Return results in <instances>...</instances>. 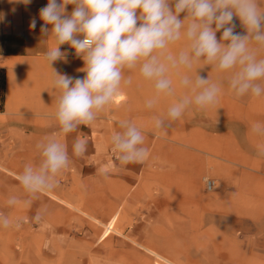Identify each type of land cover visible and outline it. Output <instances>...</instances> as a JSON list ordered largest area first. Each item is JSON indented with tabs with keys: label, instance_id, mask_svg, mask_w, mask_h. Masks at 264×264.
<instances>
[{
	"label": "rangeland",
	"instance_id": "374dc122",
	"mask_svg": "<svg viewBox=\"0 0 264 264\" xmlns=\"http://www.w3.org/2000/svg\"><path fill=\"white\" fill-rule=\"evenodd\" d=\"M73 8L67 6L68 14ZM234 23L236 32L246 34L238 17ZM222 31L216 33L218 40ZM67 46L66 72L83 78L84 61ZM181 46L178 42L172 50ZM197 71L213 81L225 78L211 66ZM125 75L132 83L94 123L67 135L52 133L67 146L70 164L49 192L65 203L41 193L26 205L28 194L19 180L0 167V213L12 222L0 227V264H153L155 257L134 242L175 264H264V136L251 131L254 123H264V97L236 98L225 81L214 106H191L181 118L156 129L154 118L166 119L168 107L185 90L177 88L175 95L146 109L151 85L136 72ZM1 90L0 79V106ZM45 92L59 95L57 89ZM123 119L144 133L149 156L143 163L122 165L113 151L111 136L121 131ZM92 132L107 144V166L92 161ZM17 133L0 131V166L16 163L20 174L25 164L38 163L40 155L37 144L17 143L28 130ZM77 139L87 145L79 157L72 154ZM82 167L111 169L113 176L86 177V171L80 174ZM209 180L214 182L211 190ZM11 196L18 199L12 206L7 202ZM41 210L37 222L33 217ZM114 212L115 231L100 240Z\"/></svg>",
	"mask_w": 264,
	"mask_h": 264
},
{
	"label": "clouds",
	"instance_id": "9594fccd",
	"mask_svg": "<svg viewBox=\"0 0 264 264\" xmlns=\"http://www.w3.org/2000/svg\"><path fill=\"white\" fill-rule=\"evenodd\" d=\"M68 5L74 6L70 14L66 12ZM181 13H185L183 19ZM39 17L44 22L41 32L49 35L50 25L49 38L54 41L44 53L47 64L51 67L65 58L60 50L64 44L74 48L85 64L83 78L53 70V87L59 92L54 118L61 134L94 123L132 83L126 71L136 72L151 85L146 109L175 95L177 88L185 90L168 107L166 119L154 118L156 129L164 128L166 120L170 123L181 118L191 106H214L225 81L236 98L264 97V0H47ZM234 17L239 18L246 34L235 31ZM30 27H37L35 18ZM178 42L182 46L173 51ZM204 66H211L225 78L213 81L209 75H199L197 69ZM119 127L121 131L113 134L110 142L120 163H143L149 150L141 127L128 119L121 120ZM251 131L264 136V123H254ZM36 147L39 162L25 164L17 177L28 194L26 205L54 189L58 175L70 164L67 146L57 136L45 138ZM86 148V142L77 139L72 154L82 156ZM260 154L264 155V146ZM7 202L12 206L18 199L11 196ZM42 216L41 210L33 219L39 222ZM11 223L0 213V227L8 228Z\"/></svg>",
	"mask_w": 264,
	"mask_h": 264
},
{
	"label": "crops",
	"instance_id": "0c3cea01",
	"mask_svg": "<svg viewBox=\"0 0 264 264\" xmlns=\"http://www.w3.org/2000/svg\"><path fill=\"white\" fill-rule=\"evenodd\" d=\"M46 4L47 0H31L27 4L23 0H0V131L5 130L9 135L18 134V130H28V134L25 133L22 140L17 141L22 144H38L51 137L54 131H59L54 118L58 95L46 94L45 91L56 90L53 87V70L68 75V46H60L65 58L54 62L51 68L44 59V53L54 46L53 39L49 38L51 26H48L49 35L40 30L44 22L39 17V10ZM33 18L37 21L35 29L30 27ZM57 138L64 143L61 138ZM91 138L92 161H97L101 167L107 166L106 142L93 132ZM16 166L18 164L9 163L0 167L16 177L19 175ZM85 171L82 167L80 174L84 175ZM86 172V177H110L113 173L111 169L105 168L87 169ZM57 201L64 202L61 199ZM114 214L117 213L114 212L108 220Z\"/></svg>",
	"mask_w": 264,
	"mask_h": 264
},
{
	"label": "bare ground",
	"instance_id": "6f19581e",
	"mask_svg": "<svg viewBox=\"0 0 264 264\" xmlns=\"http://www.w3.org/2000/svg\"><path fill=\"white\" fill-rule=\"evenodd\" d=\"M120 95L115 99V100H119L120 99ZM12 173V172H11ZM13 174V173H12ZM16 176V175H15ZM18 177V176H16ZM46 193V192H45ZM48 195L50 197H52L53 199H56V200H60L58 199L55 195L51 194L50 192L48 193ZM117 220V214L113 215L110 222L105 226L101 236H100V240H103L105 239L107 236H109V234L114 230V225H115V222ZM135 245H137L139 248H142L143 250L147 251L149 254H151L153 257H155V260L153 262V264H175L173 261H171L170 259L162 256L161 254H159L156 250L150 248L149 246L145 245V244H141V243H136L134 242ZM147 253V254H148ZM148 254V255H149Z\"/></svg>",
	"mask_w": 264,
	"mask_h": 264
},
{
	"label": "built area",
	"instance_id": "2783aa9c",
	"mask_svg": "<svg viewBox=\"0 0 264 264\" xmlns=\"http://www.w3.org/2000/svg\"><path fill=\"white\" fill-rule=\"evenodd\" d=\"M214 182L213 181H207L206 182V187L208 190H211L213 188Z\"/></svg>",
	"mask_w": 264,
	"mask_h": 264
}]
</instances>
